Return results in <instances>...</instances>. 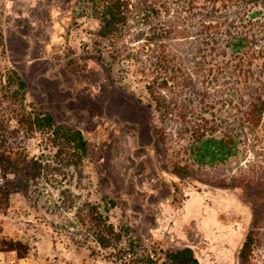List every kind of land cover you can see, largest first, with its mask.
<instances>
[{
  "label": "rangeland",
  "instance_id": "1",
  "mask_svg": "<svg viewBox=\"0 0 264 264\" xmlns=\"http://www.w3.org/2000/svg\"><path fill=\"white\" fill-rule=\"evenodd\" d=\"M169 4L174 13L176 4ZM130 24L116 50L97 35L100 20L85 0H0V71L16 69L27 82L30 108L51 112L89 142L83 176L71 181L48 182L0 167V227L27 251L25 260L1 254L0 264H133L120 259L118 250L100 249L75 207H54L64 188L77 196L76 206L113 200L109 219L126 227L123 245L134 241L138 257L154 250L160 264L166 252L189 246L200 264H242L243 242L255 230L253 264H264V114L256 150L243 163L251 187L174 173L171 161L185 141L173 134L168 155L163 153L155 135L159 114L148 107L145 75L130 59L145 60L152 28L140 15ZM180 50L195 52L192 43ZM111 53L122 57L114 63ZM38 144L29 141L31 154L40 153ZM230 161L204 171L237 175ZM20 176L26 193L17 189Z\"/></svg>",
  "mask_w": 264,
  "mask_h": 264
},
{
  "label": "trees",
  "instance_id": "2",
  "mask_svg": "<svg viewBox=\"0 0 264 264\" xmlns=\"http://www.w3.org/2000/svg\"><path fill=\"white\" fill-rule=\"evenodd\" d=\"M85 1L100 20L97 35L116 50L132 27V17L140 15L152 28L144 47L151 52L145 53V60L130 59L145 75L148 107L159 114L155 135L163 153L168 155L173 134L185 141L171 161L173 172L205 183L237 187L243 182L251 187L243 163L247 152L256 150L264 114V0H173L174 13L169 0ZM184 43H192L195 52L184 55L180 50ZM4 44L0 32L2 52ZM111 57L115 63L122 56L111 53ZM26 88L16 69L0 71L2 170L21 176L29 171L48 182L61 183L59 177L71 181L75 174L82 177L89 154L84 133L58 123L49 111L31 109ZM32 139L39 141V154L30 152ZM227 160L237 164V175L205 173ZM21 176L17 189L26 193ZM61 197L54 207H75L76 218L82 224L89 222L92 240L100 249L118 250L120 259L133 264H157L154 250L138 257L134 241L124 247L126 227L115 226L108 216L113 200L104 205L86 200L76 206L78 199L70 188L62 189ZM256 234L250 230L246 235L240 251L242 264H253ZM0 244L19 256L27 254L20 239L2 238ZM165 259L160 264H200L189 246L166 252Z\"/></svg>",
  "mask_w": 264,
  "mask_h": 264
},
{
  "label": "crops",
  "instance_id": "3",
  "mask_svg": "<svg viewBox=\"0 0 264 264\" xmlns=\"http://www.w3.org/2000/svg\"><path fill=\"white\" fill-rule=\"evenodd\" d=\"M1 167V166H0ZM7 233H5V230H3L1 227H0V239L4 238V239H13V240H17L15 238H12L11 236H9ZM1 245V244H0ZM1 254H4L6 256L10 255L12 256L11 259L13 260H25L27 256H19L17 251L14 250V249H10V248H2L0 246V255Z\"/></svg>",
  "mask_w": 264,
  "mask_h": 264
}]
</instances>
